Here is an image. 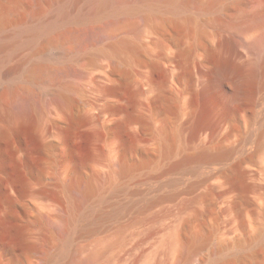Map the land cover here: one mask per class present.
<instances>
[{
  "label": "rangeland",
  "instance_id": "obj_1",
  "mask_svg": "<svg viewBox=\"0 0 264 264\" xmlns=\"http://www.w3.org/2000/svg\"><path fill=\"white\" fill-rule=\"evenodd\" d=\"M0 1V128L10 130L0 136V264H48L56 255L60 264H83L92 249L113 241L97 264H264V238L251 241L264 229V44H254L264 36V0H192L177 17L138 0H113L108 9L102 0ZM37 21H48L51 33L29 38ZM122 37L139 49L122 44L114 53ZM252 59L260 76L250 96L230 101L220 86L211 101L196 97L217 60L245 72ZM34 62L46 66L31 73ZM161 90L169 94L165 104L156 100ZM232 147L227 159L185 174L183 184L167 171L191 151ZM121 160L130 167L121 170ZM203 174L210 180L199 183ZM88 182L95 191L84 197ZM152 197L159 201L145 206ZM119 199L132 203L119 219L92 230L79 225L82 212L125 204Z\"/></svg>",
  "mask_w": 264,
  "mask_h": 264
},
{
  "label": "bare ground",
  "instance_id": "obj_2",
  "mask_svg": "<svg viewBox=\"0 0 264 264\" xmlns=\"http://www.w3.org/2000/svg\"><path fill=\"white\" fill-rule=\"evenodd\" d=\"M12 0H8V2H11ZM194 1V0H193ZM199 1V0H198ZM196 0V2H198ZM224 0H214L215 3H222ZM2 2V1H0ZM4 2V1H3ZM14 1L11 2V4L13 3ZM192 2V0H138V6L140 7H144V6H147V7H154V6H161V7H164L166 9H168L169 11H172V13H174V15L177 17V15H182L185 13V11L188 9L189 7V4ZM5 3V2H4ZM199 3V2H198ZM7 4V2H6ZM9 4V3H8ZM14 4V3H13ZM102 4V8L103 9H108V8H111L113 6V0H102L101 2ZM10 7L12 5H9ZM9 6L8 8L6 9H9ZM210 6V5H209ZM208 6V8H210ZM6 7V6H5ZM3 6V3L0 4V17H3L5 16V8ZM119 7H128L127 6V2L126 1H122L121 5ZM200 7V5H199ZM204 9H206L207 11V8L204 7ZM5 10V11H4ZM209 10V9H208ZM171 13V12H170ZM264 13V12H263ZM260 14V13H259ZM262 14V13H261ZM255 18H258V16L256 15ZM254 18V19H255ZM1 19V18H0ZM161 19V18H160ZM171 19V18H170ZM177 18H175L176 20ZM191 18L189 16L186 17L185 19V23H188L189 20ZM264 19V18H263ZM168 20V19H166ZM255 20H258V19H255ZM260 20V19H259ZM262 20V19H261ZM163 22V20H161ZM172 21V20H170ZM169 21V22H170ZM168 22V23H169ZM175 23L179 24V22L176 20ZM264 23V22H263ZM128 26H131V24H129ZM114 27V26H113ZM132 27L134 28H138V25L136 22H133V25ZM179 28V27H178ZM130 29V28H129ZM108 30V29H106ZM105 29H103L102 33H103V36L106 37V36H109L111 34H113V32L111 31H106ZM29 38H32L33 36H39L41 34H44V33H51V27H50V24L48 21H37L29 30H27V33H29ZM100 33V32H99ZM116 35V34H115ZM264 35V34H262ZM112 36V35H111ZM117 36V35H116ZM115 36V37H116ZM54 36L52 35L51 38H53ZM111 38V37H110ZM256 41H257V44H256ZM121 45L117 44V43H113L110 47V49L114 52V53H118L119 51H121V47H122V44H124V47H128L132 50H136V49H139V45L138 43H135L134 41H128L127 38H124L122 37V41H120ZM254 44L260 46L262 44H264V36H259L258 40L256 38ZM102 52H106L105 49H102ZM257 65H258V61L255 60V59H252L249 63H248V66L250 67L249 70H245V72H239L240 71V66L237 65L236 63H233V62H230V61H222V60H217L216 63L213 65V67L210 69L209 73L208 74H204L200 79H199V89L197 90V95L196 97H202L204 98V100L206 101H211L212 100V91L216 88V87H223V93L226 94L227 98H229L230 101H234V102H239L241 101L244 97H248L250 96L251 94V87L257 83L258 79H259V76H260V72L257 71ZM44 66H46L45 64L43 65L42 63H38V62H34L31 64V66L29 67V71L31 73H37L38 71H40ZM247 66V65H246ZM237 73H240L239 75V78L237 79V77L235 76V74ZM254 90V88H253ZM264 93V92H263ZM169 97V94L167 93V91H160L156 97V100L157 102L161 103V104H165L167 99ZM264 98V97H263ZM259 100H261V97L259 98ZM260 102V101H259ZM168 103V102H167ZM261 104V103H260ZM259 104V105H260ZM167 105V104H166ZM115 107H117V105H113ZM199 112H197V110L194 111L191 119H190V122L191 123H194L195 120L197 119V115ZM264 114V113H263ZM142 119V116H137V119ZM261 118V117H260ZM259 118V120H260ZM264 120V119H263ZM198 121V119H197ZM196 121V123H197ZM262 121V119H261ZM255 122V121H254ZM258 122V121H256ZM253 123V122H252ZM123 123L121 121H116L115 125H114V130H119L121 127H122ZM263 126V125H260V127ZM196 127V126H195ZM252 128V127H251ZM256 128V127H255ZM264 128V127H263ZM263 128L259 129L258 132H255L253 136H256V140L259 141L260 138H261V135L263 134ZM257 129V128H256ZM204 130V126L202 124L200 125H197V129H195L196 131V136L193 140H191L193 143L196 142L198 140L197 136H199L200 134H202ZM251 131H249L250 133ZM10 133V130L6 127L4 128H0V136L1 137H5L7 135H9ZM253 133V132H252ZM251 133V134H252ZM194 136V134L192 135ZM252 136V137H253ZM250 137V136H249ZM245 138V137H244ZM243 138V139H244ZM248 138V137H247ZM251 139V138H250ZM249 139V140H250ZM253 139V138H252ZM246 141V139H245ZM198 142V141H197ZM245 143V142H244ZM258 143V142H256ZM191 144V143H190ZM196 144V143H195ZM242 144V142H241ZM246 145V144H245ZM249 145V144H248ZM243 145L239 146L241 147V150H242V147ZM195 147V146H194ZM238 147L239 151H240V148ZM167 148L170 149V145H167ZM236 149V148H235ZM233 149H220L218 150L217 152H211L208 148H201V149H198L196 151H191L192 153H189L187 155H185L183 158H181L180 160H178L177 162H175L174 164H172L171 166H169V168L167 169V171L171 172V171H174V172H177V176L174 180V183L175 184H180L182 183L183 181V177L185 176V174H187L188 172H193L195 173L194 175L196 176V172H197V175H198V172H201V169H205L207 168V166L205 165H208V164H211L212 162H216L218 160H221L223 158H226V156L230 155L232 153ZM142 151V150H141ZM144 152V151H143ZM238 152L235 151V153ZM234 153V154H235ZM232 156V155H231ZM230 156V157H231ZM227 159V158H226ZM119 161V160H118ZM117 161V163H118ZM224 161V160H223ZM219 162V161H218ZM222 162V161H221ZM116 163V164H117ZM119 164V163H118ZM118 166V165H117ZM203 166H205L203 168ZM130 167L129 164H127L124 160H121L120 162V168L121 170H125V169H128ZM119 169V168H118ZM120 170V169H119ZM166 171V172H167ZM169 172L167 173L169 175ZM204 173V172H203ZM176 173H174L173 175H175ZM191 174V173H190ZM202 174V173H201ZM240 174V172H239ZM172 175V174H171ZM189 175V173H188ZM243 175L244 173L239 175L240 176V183L238 182L241 186L242 189H246L248 188V185L245 184V182L243 183L242 180H243ZM187 176V175H186ZM193 176V175H192ZM210 175H207V174H203V176L200 178L201 180H197L198 182H207L208 180H210ZM190 177V176H189ZM194 177V176H193ZM169 178L171 179V176H169ZM167 178V180L169 179ZM172 178V179H173ZM185 178V177H184ZM169 179V180H170ZM186 179V178H185ZM184 179V180H185ZM154 180V179H153ZM190 180V179H189ZM159 181V180H157ZM164 181V180H162ZM186 181V180H185ZM193 181V180H192ZM75 182V181H74ZM72 181V178L71 180L68 182V188L70 190L73 189V187L75 186V183ZM147 182V181H146ZM155 182V181H154ZM153 182V183H154ZM199 182V183H200ZM156 183V182H155ZM154 183V184H155ZM165 184V182H163ZM162 183V184H163ZM184 183V181H183ZM182 183V184H183ZM187 183V181L185 182ZM190 183V182H189ZM188 183V185H189ZM142 184V183H141ZM146 186L148 185L147 183H145ZM152 185V183L149 182V185ZM158 184H161V182ZM181 184V185H182ZM194 184V183H193ZM85 187L83 186V196L84 197H88L90 196L94 191H95V187L92 183L88 182L86 184H84ZM140 185V184H139ZM144 185V184H143ZM166 185V184H165ZM173 185V184H172ZM185 185V184H184ZM187 185V186H188ZM192 185V184H191ZM145 186V187H146ZM160 186V185H158ZM157 186V187H158ZM168 186V183L167 185ZM165 186V187H166ZM190 186V185H189ZM188 186V187H189ZM193 186V185H192ZM195 186V185H194ZM141 188L143 186H140ZM139 187V188H140ZM153 187V186H152ZM164 187V186H163ZM75 188V187H74ZM138 188V189H139ZM140 188V189H141ZM159 188V187H158ZM179 188L178 186L176 187V189ZM185 188V187H184ZM133 189V188H132ZM139 189V190H140ZM151 188L148 189V192L150 191ZM155 189V188H154ZM153 189V190H154ZM163 189V188H162ZM175 189V188H174ZM183 189V188H182ZM119 190V187H114L113 188V193H117V191ZM143 190V188H142ZM156 190V189H155ZM181 190V189H180ZM147 191V190H146ZM142 193V194H145L147 195V193ZM136 192H137V188H136ZM144 192V191H143ZM151 192V191H150ZM155 192V191H154ZM153 192V193H154ZM130 193V192H129ZM134 193V191L131 192V194ZM152 193V194H153ZM131 194L129 196H131ZM136 194V193H135ZM141 194V195H142ZM156 194V193H154ZM140 195V194H139ZM138 195V196H139ZM128 196V194L126 195ZM148 196V195H147ZM153 196V195H152ZM145 196L143 195V198ZM114 198V197H113ZM119 197L116 196L115 199H117ZM134 197H132L131 200H134L133 199ZM147 198V197H146ZM109 199V198H108ZM121 199V198H120ZM119 199V200H120ZM127 200L130 198H126ZM136 199V198H135ZM139 199V198H138ZM109 201L107 199H101V201ZM114 200V199H113ZM112 199H111V203L114 202ZM120 200L122 202L125 203V201L127 200ZM119 201V202H120ZM143 201V200H142ZM159 201V198L157 197H152V198H149L147 200H144V205L145 206H150L156 202ZM241 202H248V199L246 198L245 195H242L241 197ZM100 202V201H99ZM118 202V201H117ZM141 202V201H140ZM109 204V203H106V205ZM132 204V203H131ZM131 204H128V203H125V204H122V203H118V204H115L111 207L110 210H105L104 208V211L102 210V212H99L98 214L96 213V208H89L88 210L82 212L79 216H77V221L79 222V225H81L82 227H86V228H91L95 223H97L98 221L100 220H108V221H111L113 219H119V217H121L123 214L125 215L126 212H128V210L131 208ZM140 205V203H138ZM98 205V204H97ZM105 204H100L98 205L97 207L99 206H104ZM112 205V204H111ZM143 205V207H145ZM106 207V206H105ZM108 207V206H107ZM135 207V206H133ZM137 207V206H136ZM142 207V206H141ZM101 208V207H100ZM109 208V207H108ZM107 208V209H108ZM99 210V209H98ZM97 210V211H98ZM75 211V210H74ZM101 211V210H100ZM130 211V210H129ZM95 213L96 215H93V213ZM71 220V219H70ZM84 221H87L86 223ZM80 223H85V224H80ZM95 226V225H94ZM95 229V228H94ZM92 230V228L90 229ZM178 231V230H177ZM201 234V233H200ZM200 234H197V238L195 237L196 240H201L203 237V234L200 235ZM264 238V229H261L259 231V233L257 234V236L253 237L251 239V241L253 243H260L262 241V239ZM103 239V238H102ZM172 244L174 243V245L178 244V242L180 241L179 237H178V234L176 232L172 233ZM118 240L120 241V238H118ZM114 242V241H113ZM113 242H106L105 244H103L102 246H96L94 249H90V253L87 255V257L85 259H83V264H97V261L99 260V258L105 253V251L110 247V245L113 243ZM99 244V243H98ZM116 243H114L115 245ZM218 249H219V246H218ZM66 251H63L61 252L59 255H62L65 254ZM196 253L193 252V251H189L188 254H187V262L188 263H192L193 260H194V257H195ZM57 256V255H56ZM56 256H51V258L48 259V264H60L58 262H56L55 260V257ZM82 261V260H81ZM80 261L77 262V264H82V262Z\"/></svg>",
  "mask_w": 264,
  "mask_h": 264
}]
</instances>
